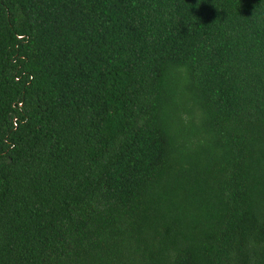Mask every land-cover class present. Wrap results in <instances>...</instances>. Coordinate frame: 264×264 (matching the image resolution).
<instances>
[{
    "label": "trees",
    "instance_id": "1",
    "mask_svg": "<svg viewBox=\"0 0 264 264\" xmlns=\"http://www.w3.org/2000/svg\"><path fill=\"white\" fill-rule=\"evenodd\" d=\"M0 264H264V0H0Z\"/></svg>",
    "mask_w": 264,
    "mask_h": 264
}]
</instances>
